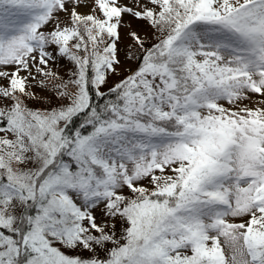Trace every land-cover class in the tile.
I'll return each instance as SVG.
<instances>
[{
	"label": "snow or ice",
	"instance_id": "6c2138e0",
	"mask_svg": "<svg viewBox=\"0 0 264 264\" xmlns=\"http://www.w3.org/2000/svg\"><path fill=\"white\" fill-rule=\"evenodd\" d=\"M0 264H264V0H0Z\"/></svg>",
	"mask_w": 264,
	"mask_h": 264
},
{
	"label": "rangeland",
	"instance_id": "374dc122",
	"mask_svg": "<svg viewBox=\"0 0 264 264\" xmlns=\"http://www.w3.org/2000/svg\"><path fill=\"white\" fill-rule=\"evenodd\" d=\"M123 55V54H122ZM128 65H124L123 70L121 71L120 75L113 76L110 78L109 83L112 82V84L116 81H118L120 78H122L123 74H126ZM53 68L60 73L61 76H63L65 79L70 75V72L73 70L72 65L68 64L67 62H61L57 65H53ZM107 87L102 89V91H105Z\"/></svg>",
	"mask_w": 264,
	"mask_h": 264
},
{
	"label": "trees",
	"instance_id": "16d2710c",
	"mask_svg": "<svg viewBox=\"0 0 264 264\" xmlns=\"http://www.w3.org/2000/svg\"><path fill=\"white\" fill-rule=\"evenodd\" d=\"M111 85H112V82L109 83V86H111ZM105 91H107V89H106ZM97 99H98V98H97Z\"/></svg>",
	"mask_w": 264,
	"mask_h": 264
}]
</instances>
